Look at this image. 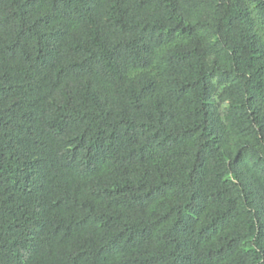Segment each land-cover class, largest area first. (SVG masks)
Returning <instances> with one entry per match:
<instances>
[{
  "label": "trees",
  "instance_id": "trees-1",
  "mask_svg": "<svg viewBox=\"0 0 264 264\" xmlns=\"http://www.w3.org/2000/svg\"><path fill=\"white\" fill-rule=\"evenodd\" d=\"M0 264H264V0H0Z\"/></svg>",
  "mask_w": 264,
  "mask_h": 264
}]
</instances>
